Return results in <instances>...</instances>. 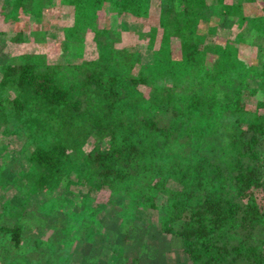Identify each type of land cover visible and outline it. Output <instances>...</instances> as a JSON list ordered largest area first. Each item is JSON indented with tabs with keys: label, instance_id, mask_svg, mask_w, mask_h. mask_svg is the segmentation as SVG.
I'll return each instance as SVG.
<instances>
[{
	"label": "trees",
	"instance_id": "1",
	"mask_svg": "<svg viewBox=\"0 0 264 264\" xmlns=\"http://www.w3.org/2000/svg\"><path fill=\"white\" fill-rule=\"evenodd\" d=\"M199 1L175 11L174 0H158L165 15L140 26L132 14L148 17L149 0H3L7 16L31 19L15 34L14 52L0 56V128L29 157L20 178L8 173L3 182L2 197L11 186L21 191L0 203L3 264H129L128 249L154 246L144 238L152 229L171 233L187 264H264V95H256L264 69L244 73L237 53L222 68L223 82L210 80L203 33L182 16L212 15V0ZM106 2L114 20L99 27ZM233 2L224 8L232 16L253 4ZM49 10L72 11L69 24L54 25L63 35L55 59L43 45L59 35L49 31ZM253 18L264 34V10ZM133 31L135 39L115 45ZM250 40L264 47V35ZM87 41L97 53L85 59ZM149 127L166 138L159 153ZM192 134L203 148L197 156L172 157L191 151ZM13 148L1 147L3 172L18 170ZM81 157L90 171L78 180L91 183L87 192L73 179ZM69 176L73 197L61 190Z\"/></svg>",
	"mask_w": 264,
	"mask_h": 264
},
{
	"label": "rangeland",
	"instance_id": "2",
	"mask_svg": "<svg viewBox=\"0 0 264 264\" xmlns=\"http://www.w3.org/2000/svg\"><path fill=\"white\" fill-rule=\"evenodd\" d=\"M184 1L186 0H174L175 11H177L178 9L182 10L184 8ZM233 1L234 0H215V1L212 0L210 1L209 7L213 10V13L212 15L208 17L202 16L200 21L199 19L195 18V16H190L188 14L187 15L182 14V16H184V20L189 19V21L194 22V24L197 23L196 25L198 29L201 31V33H203L200 36L203 39V42H202V48H203L202 54L204 55L203 66L205 67V70L208 72L210 80H216L217 82L219 81L223 82L221 80V77L223 76L222 68H224L225 65H227L231 60L235 59L237 57V53H238V59L241 65L245 66L243 67L244 73L249 72V71H250L249 73H252V71L256 68L264 69V66H260V63L262 62V60H264V55H263L264 47H260L256 44L255 41L250 40L251 38H254V37L260 38L262 35H264V34H261L259 27L257 26V24H259L258 21H254V18H253L256 13H259L264 10L263 8L264 2L261 0H252L253 4L250 7L249 5H247V7L239 8L237 11V15L232 16L230 13H227V12L225 13L224 8L227 5L229 6V12L233 10L234 9L232 5V3H234ZM193 4L195 5L200 4V1L194 0ZM109 6H110V3L106 2L103 8L98 10L96 13L95 19L99 27H102V26L108 27L113 23L114 16L110 12ZM159 6H160V9H159ZM161 10H163V13L165 15L167 9H163V5L162 6L159 5L158 0H149V13L150 14L149 15L145 14L148 17H143L142 15L136 16V15H133L132 13H130V15L132 14L134 24L141 26L146 21L149 23L150 21L155 23L157 19V14ZM9 12H10V9L8 10V8H6L5 5L3 4V0H0V56L1 55L9 56L10 54L14 52V44L16 43L13 41V39L15 37V34L19 32V30H28L27 27L29 23L31 24V19L29 15L23 14L22 17L18 19L15 17L12 18L10 16H7ZM68 13L72 15L71 10H69ZM70 15H67V16L65 14L59 15V14L52 13L50 10L46 14L47 20L49 22V27L51 26L50 28L51 30L49 31L52 33H56V34L59 33L57 37L56 35L51 36L53 40L48 39L47 41L43 43L47 51L53 52V54L51 55L53 59H55V57L56 58L58 57L59 55L58 52H61V49H59L61 48L60 47L61 43L59 39L62 35L60 34L58 27H54V25L60 22L65 25L69 24ZM170 19H171L173 28L176 27L178 24L177 18H175L176 19L175 21L174 16L171 15ZM250 20H252L250 24L255 23L253 24L252 30H256V31H254L253 33H249L250 32L249 29L251 25L248 22ZM244 34H247V36H243ZM135 37H137L135 35V32L131 34H124L123 41L116 43L115 45L117 47H120L122 45H127L125 43V38L135 39ZM139 40L140 42L145 41L144 38H139ZM55 42L56 43L59 42L60 44H55ZM87 42H88V45L83 55L85 59L93 58V56L97 53L94 50V47L92 48L89 47L91 41H87ZM178 44L175 46V52L179 50L180 48ZM33 45H36V44L31 43V46L26 47V48L31 49ZM141 45H144V43H142ZM37 51H40V50H37ZM61 57L62 55L60 54V58ZM0 64H1V61H0ZM257 74L260 75L259 72H256L254 75L251 74L252 78L256 77ZM0 75H2L1 70H0ZM209 88L212 89V86L209 85ZM144 91L146 92L147 89H144ZM249 91H252V90H249ZM256 95L258 96L264 95V89H258V93H256ZM258 96H249V98H254ZM202 105H201V108H202ZM164 116L165 114L161 115L158 121L161 122V120L165 119ZM180 121L181 120L178 118V122ZM2 125H3V122L1 120L0 127ZM139 127H142V125ZM148 129L150 131V135H152V143L155 144L156 149L158 150V153H159L161 149L163 148V143L161 144L160 141L163 142V139H166V138H164L162 134H160V132L156 135L154 133L153 128L149 127ZM1 131H2V128H0V151H1V147H4V148L8 146L15 147L13 148L16 153V156L14 157H17L18 160H21L20 164L19 162H17L19 166L18 170L16 169L17 168L16 165H14L13 168L6 167L4 172L2 169H0V203L3 204L5 203L6 198L13 197L15 193L18 192V190L20 191L19 188L17 187L15 188L14 186H11L12 188L7 190L6 195L3 197L1 196V193L4 192L7 187V185L3 183L7 179L6 174L14 173L13 176L15 178H20L19 174H22L24 171L28 170L27 161L29 160V157L26 155H19V153L23 154V150L22 151L17 150L19 149L18 146L21 143L19 144V142L13 141L10 138H8L9 140L6 139L7 137H5V135L9 134V130L7 129L6 125L3 126V131L2 132ZM10 131L12 132V128L10 129ZM193 135L194 134H192L191 136L193 137ZM192 137L190 138L191 151L185 154L173 153L172 157L178 156V157L192 158V157L197 156L196 151L198 150V148L199 150L203 148L200 149L201 145H200L199 140H196L195 138L196 136L193 138ZM2 140H4L5 142H2ZM202 144H206V141H202ZM214 144H216L218 147L217 141L209 145L212 146ZM215 151L217 152L216 157H213V156L212 157L215 159V161H218L220 163L219 159H222V157H220L222 153L219 150H215ZM159 156L160 155H158V157ZM200 157H202V155ZM2 159H6V155L0 154V168H1ZM84 159L85 157H81L80 159L81 162H84L83 170L82 169L76 170L77 173L74 174L73 179H76L77 181H79L78 185L85 190L83 192H87L88 190H90V187H86V185H91V183L87 182V180H78V177L80 175H83L82 171H84V173H87L90 171L88 162L86 159L84 161ZM224 166H225V163H222V167ZM223 171L227 172L226 166L223 168ZM70 179H71V176L66 178L65 185L61 186V190L65 193V195L67 196L71 195V197H73L75 196L74 194L75 191L72 187H68L69 186L68 183L70 184ZM97 194H98L97 198L99 201H103L107 198V191H105L104 189H100L99 191H97ZM144 238L146 240V243L147 242L153 243L154 246L146 249V247H144L145 243H141V244L139 243V244H136L137 247L135 246L134 249L132 250L128 249L129 264H133V258L134 257L137 258L138 256L140 258L139 259L140 264H187L188 263L187 256L184 250H182L179 244L175 243V241L172 240L171 233L165 234L162 231V234H161L157 230L152 229L148 233L147 236L145 235ZM0 264H3L1 259H0ZM91 264H97V262L95 261L94 263L92 262ZM105 264H112V263L108 262Z\"/></svg>",
	"mask_w": 264,
	"mask_h": 264
}]
</instances>
